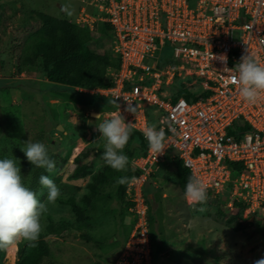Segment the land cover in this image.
Segmentation results:
<instances>
[{"label": "built area", "instance_id": "built-area-1", "mask_svg": "<svg viewBox=\"0 0 264 264\" xmlns=\"http://www.w3.org/2000/svg\"><path fill=\"white\" fill-rule=\"evenodd\" d=\"M75 22L90 30L107 23L120 59L110 86L77 90L114 100L112 115L121 113L142 134L151 109L157 129L167 133L162 154L148 147L130 160L137 174L124 206L135 223L116 264H154L143 186L169 157L181 160L207 185V196L221 198L233 213L264 207V92L255 103L243 99L223 70L246 49L264 65V0H91ZM167 43L173 56L162 64ZM182 84L196 98L179 97ZM133 106L134 113L126 110ZM245 126L250 129L241 130Z\"/></svg>", "mask_w": 264, "mask_h": 264}, {"label": "rangeland", "instance_id": "rangeland-1", "mask_svg": "<svg viewBox=\"0 0 264 264\" xmlns=\"http://www.w3.org/2000/svg\"><path fill=\"white\" fill-rule=\"evenodd\" d=\"M90 1L0 0V149L8 148L10 153L3 158L16 160L21 175L28 179L31 163L21 148L29 138L33 142H42L51 153L66 159L48 175L60 189L57 201L48 203L47 189L42 186L37 192L40 201L47 206L41 217L43 230L37 244L44 238L50 246V254L42 264H116L120 253L117 241L123 239L121 234L117 241L107 242L117 226L114 208L118 207L115 196L112 199L108 196L115 188L109 187L105 196L93 200L95 209L91 211L90 229L70 228L62 235H45L50 221L81 225L72 205L61 199L74 197L78 207L90 209L83 196L89 192L92 176L106 166L102 159L105 141L99 137L96 124L111 117L112 113L105 111L101 120L95 121L96 116L79 105L89 108L93 105L91 108L97 109L96 105L103 106L107 101L90 98L88 94L77 92L75 87L47 80L39 71L38 54L32 50L28 52L30 62L22 60L28 37L41 25L35 11L74 21L80 7ZM64 5L74 10L71 16L62 11ZM112 39L110 32L106 44L109 47ZM172 56L173 46L167 43L161 63L165 64ZM88 100L90 105H86ZM92 112L99 113L98 110ZM156 115V112L152 113L151 125L156 126ZM82 151L89 153L81 157V163L89 164V173L75 177L73 160ZM177 166L176 157L167 158L145 186L146 193L154 195L149 201L151 229L156 234L154 242H159L153 245L154 264H254L255 260L264 257V207L256 205L255 211L230 221L234 211L221 198L209 196L203 205L206 210L197 211L201 205L192 207L184 197ZM132 218L134 215H128L127 222ZM87 231L93 240L103 243L97 245L89 241L82 235ZM20 244L26 250L32 248L26 242ZM18 249L19 245L6 249V264L16 263ZM7 252L14 256L12 260Z\"/></svg>", "mask_w": 264, "mask_h": 264}, {"label": "trees", "instance_id": "trees-1", "mask_svg": "<svg viewBox=\"0 0 264 264\" xmlns=\"http://www.w3.org/2000/svg\"><path fill=\"white\" fill-rule=\"evenodd\" d=\"M34 15L40 20L41 25L33 34L28 37L25 46L26 54L22 62H30L28 58V52L29 50H32L38 54V63L40 65L39 71L42 73L43 77L51 82L69 85L75 88L80 87L89 89L104 88L110 86L113 83L111 72L119 68L120 59L112 49V41L110 42V47L106 45L108 42L107 34L112 32L110 26L107 23L100 22L96 25L95 29L90 30L89 28L82 27L76 23L75 20L72 21L68 20L67 18L57 17L46 12L35 11ZM77 92L88 94L90 98L93 96L96 97L97 100L107 101V103L103 106L96 105L98 111L113 112L115 110V102L110 98L99 94H90L80 91ZM178 94L179 97L182 96L187 99H190V97L196 98L185 89L184 84H182V89L178 92ZM89 100L87 101L86 105H90ZM108 101H110V103ZM147 113L151 117L153 112L150 109ZM249 129V126H245V128H242L241 130L248 131ZM166 135L167 133L165 132V136ZM148 147L149 145L144 135L137 129L133 128L131 137L123 149L124 153L128 156L127 170L117 171L106 165L103 170L98 171L92 176V180L88 183L89 192L83 196L85 203L88 206H91L88 210L78 207L75 203L74 197L61 199V201L64 203H69L72 205V209L76 213V219L81 223V225L74 226V223L72 224L67 221L60 223H54L53 221H50L45 235H62L70 228L78 231H81L82 228L90 229L92 222L89 220L93 216L91 211L95 209L93 200L100 195L105 196L108 187L111 188V190L115 188V190L108 194V196L109 199H112V197L115 196L116 203L119 207H117L119 210L114 208V213L116 215L114 222L117 224V226L115 227L112 238L107 242L113 243L114 241L120 239V235L123 234V239L121 242L117 241V245L119 247L118 251H121L129 238L132 227L135 223V219L132 218L129 222H127L128 215H133L132 212H130L128 208L124 206L128 184H118L116 186V182L120 177L123 176L129 177L131 180V178L137 174V172L131 168L130 160L135 154L146 153ZM136 150H138V153H135ZM47 151L50 158L55 161V168L61 163L60 161L66 160L60 158L57 153H51L48 149ZM8 153V148L0 149V159H3V156H8ZM88 155L89 153L87 151H82L74 158L73 163L76 167L73 172V176L81 177L89 173V164L81 163V157ZM231 167L233 176H236L238 171L237 168H234L233 166ZM42 174L49 175V173L44 168L36 167L31 164L30 178L28 179L25 177L27 184L23 176L22 179L26 186L30 187L36 192H39L41 187L39 178ZM177 175L179 184L182 190L185 191L187 179L191 174L189 170L183 166L181 160L178 161ZM148 181L144 184L143 191L149 207V201L154 197V195H149L145 191V186ZM236 218H243V212H238L229 220L232 221ZM148 219L152 243L155 245V243L157 244L159 242H154V237L156 234L154 233V229H151L150 209H148ZM88 232L89 231L82 233V235L89 239V241H93L94 244L100 245L103 243L101 241L93 240V238L87 234ZM49 254L50 246L47 242H45L44 238H42L41 241L30 250H26L23 244H19L18 259L15 264H42L45 257L49 256ZM7 255L11 260L14 257L8 252ZM5 256L6 249L0 250V264H6Z\"/></svg>", "mask_w": 264, "mask_h": 264}, {"label": "clouds", "instance_id": "clouds-1", "mask_svg": "<svg viewBox=\"0 0 264 264\" xmlns=\"http://www.w3.org/2000/svg\"><path fill=\"white\" fill-rule=\"evenodd\" d=\"M62 11L68 16L74 12L69 6H62ZM221 58L226 60V55ZM223 70L230 76L232 82L239 85L243 99L255 103L264 92V65L260 64L247 49L240 60L231 68L225 66ZM127 111L135 112V107H127ZM112 113V112H111ZM101 120V113L96 114L95 121ZM96 130L105 141L102 159L107 166L117 171H126L128 156L123 149L127 145L133 126L126 122L121 113L104 118L96 124ZM143 135L153 153L162 154L165 150V132L155 125H148L143 129ZM27 160L36 167L44 168L48 173L55 171V161L50 158L45 144L33 142L30 138L21 148ZM150 180V179H149ZM130 178L120 177L118 184H128ZM39 183L47 189V202L54 204L60 197V189L48 176L41 175ZM43 193H41L42 195ZM184 197L187 203L203 212L207 203V185L202 179L192 174L188 177ZM47 211L45 203L38 198L36 191L26 186L21 175V168L12 158L0 159V250L15 247L26 242L29 247H35L43 230L42 214ZM254 264H264V257L254 261Z\"/></svg>", "mask_w": 264, "mask_h": 264}, {"label": "crops", "instance_id": "crops-1", "mask_svg": "<svg viewBox=\"0 0 264 264\" xmlns=\"http://www.w3.org/2000/svg\"><path fill=\"white\" fill-rule=\"evenodd\" d=\"M75 90H77V88H75ZM78 91V90H77ZM91 94V93H90ZM79 105V104H78ZM83 110H85L86 112L89 111V113H92V111L98 110V109H94V108H89L86 106H81L79 105ZM105 111H99V113H101V115L104 113Z\"/></svg>", "mask_w": 264, "mask_h": 264}, {"label": "water", "instance_id": "water-1", "mask_svg": "<svg viewBox=\"0 0 264 264\" xmlns=\"http://www.w3.org/2000/svg\"><path fill=\"white\" fill-rule=\"evenodd\" d=\"M58 6H60V4H58ZM0 69H1V62H0ZM96 114H99V113L98 112H92V115L96 116ZM225 198H226V196H224L223 199H225Z\"/></svg>", "mask_w": 264, "mask_h": 264}]
</instances>
